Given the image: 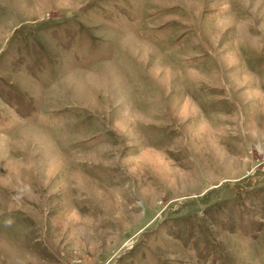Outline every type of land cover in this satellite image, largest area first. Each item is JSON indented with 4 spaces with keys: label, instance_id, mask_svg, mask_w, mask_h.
<instances>
[{
    "label": "rangeland",
    "instance_id": "374dc122",
    "mask_svg": "<svg viewBox=\"0 0 264 264\" xmlns=\"http://www.w3.org/2000/svg\"><path fill=\"white\" fill-rule=\"evenodd\" d=\"M0 264H264V0H0Z\"/></svg>",
    "mask_w": 264,
    "mask_h": 264
}]
</instances>
